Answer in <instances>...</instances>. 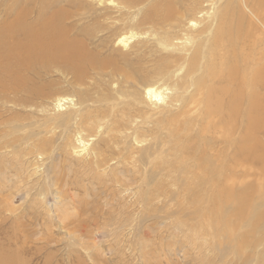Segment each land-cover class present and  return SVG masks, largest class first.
<instances>
[{
	"label": "rangeland",
	"instance_id": "rangeland-1",
	"mask_svg": "<svg viewBox=\"0 0 264 264\" xmlns=\"http://www.w3.org/2000/svg\"><path fill=\"white\" fill-rule=\"evenodd\" d=\"M154 2L160 13L148 17ZM250 3L0 0V28L16 13L28 21L59 13L61 31L92 61L81 79L55 62L56 75L36 86L51 97L32 100L24 91L0 99L5 264H264V7L254 15ZM169 6L175 12L167 16ZM225 13L227 37L242 38L225 55L234 73L242 70V116L229 126L230 145L219 119L201 131V107L189 111L205 99L195 86L202 73L189 63L195 50L199 67L206 64ZM123 35L132 39L122 46ZM219 77L210 89L221 88ZM149 85L168 100L148 102ZM58 98L71 102L56 109ZM168 118L189 122L177 123L189 127L186 149L175 147L183 138L167 137ZM239 135V170L225 177L198 163L219 168L211 155L224 148L232 165ZM218 221L233 223L234 234Z\"/></svg>",
	"mask_w": 264,
	"mask_h": 264
},
{
	"label": "bare ground",
	"instance_id": "bare-ground-1",
	"mask_svg": "<svg viewBox=\"0 0 264 264\" xmlns=\"http://www.w3.org/2000/svg\"><path fill=\"white\" fill-rule=\"evenodd\" d=\"M125 1L127 4L132 6V5H135V3H137L138 1H142V0H125ZM251 1H252V4L250 3ZM249 3L251 7L255 6V9L252 7L255 10L253 12L254 15H255L256 10L261 11L262 8L264 7V0H249ZM146 9L149 12V14L146 13L148 17L155 16L154 14L160 13V8L158 7V4H156L155 2L149 5V7ZM166 12H167V16L172 15L173 8L169 6V8L166 9ZM226 13L222 15L219 14L222 17L223 21L220 24H218V27L217 25L215 27L217 28L215 31L218 32L219 30V32L217 35H215L214 42H212L214 47H210L209 55L202 57L203 61L204 59L207 60L206 64H203L199 67V64L197 63L199 59L198 57L199 53H197L198 51L196 52L194 50V53L192 55V60L189 63V70L190 71H197V70L201 71L202 77L197 79L195 86H197L200 89L205 90V93H204L205 99H204V102L191 101V104H189V106L193 105V107L189 108V111L194 110L196 107H199V106L201 107L203 119H205L204 121H206V126L205 125L202 126L200 122V125L202 126L201 131L209 130V127L211 126L210 121L213 119H219V122L224 124V127H225L222 130L223 131L222 138L224 139V144L230 145L231 143L230 141L231 133L230 132L232 128L230 129L229 126L231 125L232 121L240 119V117L242 116V111H241L242 110L241 109L242 70L241 68H238L241 66L240 64V66L239 65L237 66V72L234 73L231 69V62L233 58L229 56H225V55L228 54V51L226 50V48L233 43L236 45L237 41L240 42V39L242 38L233 37V36H231V38L227 37L226 33L228 34L230 29L228 28L229 29L227 30L228 32H225L226 31L225 16H227ZM47 16L41 12L35 19H33L32 21H28L27 15L21 12L18 14L16 13V16L13 17L12 20L9 19L11 20L10 22H7V23L5 22L2 24L0 28V99H4L5 97H7L6 94L8 93L15 92L16 94H18L24 91H26L27 97L30 99L36 98V99L42 100V98L44 97H51L52 95L50 94L51 92L48 94H43L36 88V86L40 84L38 82H41L45 78H49L51 77V75L55 74V72L52 71V66L55 62H62L65 70H69L78 79H81L84 77V74L88 67H92V61L90 60L89 57L85 55L84 51L82 50V47L78 46V44L74 45L70 43L69 42L70 40L68 41V39L66 38V32L61 31L60 29L61 20L60 19L62 18V15L59 13H56L55 16H52V17H47ZM4 20H5V17H4ZM220 21L218 20L217 22L219 23ZM227 21L229 22L230 20H227ZM238 26L240 25L238 24ZM237 29L239 28L237 27ZM236 33L238 34V36L240 35L238 31ZM130 38L132 39V36L127 37L123 35L118 38V43L122 44V46L126 45ZM241 44H243V42ZM223 52L224 54L222 55ZM229 55L234 56L235 50L234 49L231 50ZM200 59H201V56H200ZM258 60H260V58ZM55 67L56 66L54 65V68ZM218 77L220 78V84L222 85L221 88H214L215 90L210 89L208 84L214 81L215 79H218ZM245 84H251V82H247ZM250 92L254 93L253 87L250 89ZM143 94H144L143 95L144 98L150 103H154V102L164 103V99L168 100L164 96L162 89L160 90L150 85L145 88ZM214 97L218 99L216 102L212 103L211 99H213ZM7 101L8 100H6V102ZM54 102H55L54 107L56 109H63V106L69 104L71 101H69L68 99H64V98H58ZM223 108H226L227 110L226 116L223 115ZM192 119L194 118L192 117ZM179 121H181L182 124H187L188 126L190 125L189 122L183 119H178V118L169 119V121L166 123L168 126L167 137L170 138L171 139L170 141L173 143L177 141L178 137H181L183 139L182 141H179L178 143H181L184 145V140L189 133V127L187 125H181V127L178 126L179 124L177 123ZM216 129L217 127H213V131L215 133H217ZM237 140L239 141L237 142V149L233 153V156H232L234 158V163L232 165L225 164L224 163L225 161H223V159L225 158L224 148H223V151H219L220 153H217V154L214 153L213 155H211L212 161L215 163H219V168H218V165L217 167L212 166L210 164L207 165V163L203 162L202 160H198V163L199 162L203 163L204 170L205 169L207 170L218 169V172L223 174V176L225 177L228 176L229 173H234L233 171L235 169L239 170L242 167L241 166L242 141L240 140V135L237 138ZM205 142L206 141H204V143ZM179 145L177 144V146L175 147L179 148L180 150L186 149L185 145L184 147L179 146ZM218 224H219V228L221 227L224 228V230L222 229V231H226V232H230L234 234L233 223H229L228 221H218ZM215 234H217L216 231L214 235ZM246 247H249V246L247 245ZM0 264H5V261L0 259Z\"/></svg>",
	"mask_w": 264,
	"mask_h": 264
}]
</instances>
